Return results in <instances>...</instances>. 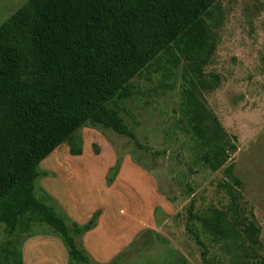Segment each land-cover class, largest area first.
<instances>
[{
	"label": "rangeland",
	"instance_id": "1",
	"mask_svg": "<svg viewBox=\"0 0 264 264\" xmlns=\"http://www.w3.org/2000/svg\"><path fill=\"white\" fill-rule=\"evenodd\" d=\"M27 1L0 0V25ZM205 25L201 75L163 53L131 81L129 98L109 105L134 139L85 124L39 164L36 198L69 228L93 222L70 232L88 263L29 222L11 236L0 223L2 264L13 262L3 260L6 244L22 264H264V0H216ZM12 39L31 83L28 40ZM197 123L227 147L216 171L201 159L208 147Z\"/></svg>",
	"mask_w": 264,
	"mask_h": 264
},
{
	"label": "trees",
	"instance_id": "2",
	"mask_svg": "<svg viewBox=\"0 0 264 264\" xmlns=\"http://www.w3.org/2000/svg\"><path fill=\"white\" fill-rule=\"evenodd\" d=\"M215 1L28 0L0 25V223L8 236L24 223H43L61 237L70 260L88 263L70 232L83 234L93 222L69 228L36 198L39 164L72 143L85 124L134 139L109 105L129 98L131 81L163 53L201 75L205 17ZM15 34L28 40L36 75L31 83L22 80L24 52L13 44ZM196 127L208 147L201 159L216 171L227 147L209 143L200 123ZM216 134L224 132L218 128ZM71 154L80 151L72 146ZM210 219L219 228L216 210ZM8 245L1 248L3 260L13 256L12 264H22Z\"/></svg>",
	"mask_w": 264,
	"mask_h": 264
}]
</instances>
